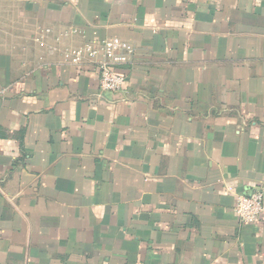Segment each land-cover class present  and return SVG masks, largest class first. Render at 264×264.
<instances>
[{
  "label": "crops",
  "instance_id": "0c3cea01",
  "mask_svg": "<svg viewBox=\"0 0 264 264\" xmlns=\"http://www.w3.org/2000/svg\"><path fill=\"white\" fill-rule=\"evenodd\" d=\"M257 190L264 0H0V264H264Z\"/></svg>",
  "mask_w": 264,
  "mask_h": 264
},
{
  "label": "built area",
  "instance_id": "2783aa9c",
  "mask_svg": "<svg viewBox=\"0 0 264 264\" xmlns=\"http://www.w3.org/2000/svg\"><path fill=\"white\" fill-rule=\"evenodd\" d=\"M133 55L134 48L131 44L119 38H111L99 43H88L79 50H67L64 58L74 66L98 60L101 89L118 93L124 89L126 83L119 68L130 63ZM235 214L241 223L247 225L264 222V192L257 190L250 195H238Z\"/></svg>",
  "mask_w": 264,
  "mask_h": 264
}]
</instances>
